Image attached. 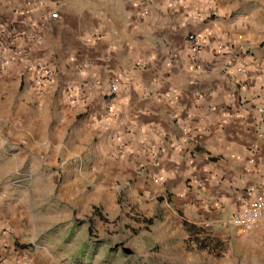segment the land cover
Returning <instances> with one entry per match:
<instances>
[{
	"label": "clouds",
	"instance_id": "clouds-1",
	"mask_svg": "<svg viewBox=\"0 0 264 264\" xmlns=\"http://www.w3.org/2000/svg\"><path fill=\"white\" fill-rule=\"evenodd\" d=\"M0 264H264V0H0Z\"/></svg>",
	"mask_w": 264,
	"mask_h": 264
}]
</instances>
